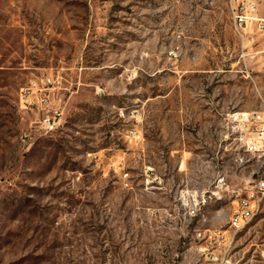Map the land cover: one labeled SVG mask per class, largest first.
Segmentation results:
<instances>
[{"label": "rangeland", "instance_id": "obj_1", "mask_svg": "<svg viewBox=\"0 0 264 264\" xmlns=\"http://www.w3.org/2000/svg\"><path fill=\"white\" fill-rule=\"evenodd\" d=\"M258 17L264 0H0V264H264V165L236 115L264 111ZM40 74L67 88L49 133L19 101Z\"/></svg>", "mask_w": 264, "mask_h": 264}, {"label": "built area", "instance_id": "obj_2", "mask_svg": "<svg viewBox=\"0 0 264 264\" xmlns=\"http://www.w3.org/2000/svg\"><path fill=\"white\" fill-rule=\"evenodd\" d=\"M255 19L258 22V28L263 30L264 18L258 17ZM236 21L240 26L247 22L245 16L239 14L236 15ZM260 56L264 59V50L260 52ZM60 90H67L63 85V77L60 74L34 75L28 80L26 85L20 88V107L36 113V119L33 121L31 128H35L36 131L49 133L61 127V123L65 120V106ZM236 115L244 123L248 124L247 128L256 129L253 134H244L242 143L247 151L258 153L264 165V111ZM31 131L32 129L29 134ZM249 132L252 133L253 131ZM256 186L264 194V176L257 182ZM255 210V204L251 199L242 197L237 212L231 218V225L236 228L242 227L253 217Z\"/></svg>", "mask_w": 264, "mask_h": 264}, {"label": "bare ground", "instance_id": "obj_3", "mask_svg": "<svg viewBox=\"0 0 264 264\" xmlns=\"http://www.w3.org/2000/svg\"><path fill=\"white\" fill-rule=\"evenodd\" d=\"M63 123H64V122H63ZM63 123H61V126H62Z\"/></svg>", "mask_w": 264, "mask_h": 264}]
</instances>
